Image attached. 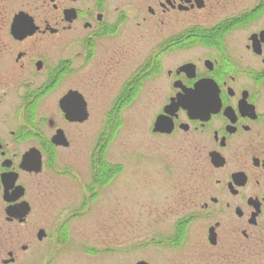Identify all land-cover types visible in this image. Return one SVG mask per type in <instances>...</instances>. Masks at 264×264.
<instances>
[{
    "label": "flooded vegetation",
    "instance_id": "af4514ba",
    "mask_svg": "<svg viewBox=\"0 0 264 264\" xmlns=\"http://www.w3.org/2000/svg\"><path fill=\"white\" fill-rule=\"evenodd\" d=\"M21 14L29 32L15 36ZM128 26L163 36L153 44L114 37ZM102 41L116 59L98 61L101 83L114 71L123 75L110 110L127 109L165 76L150 137L190 159L192 178L219 189L218 198L174 201L162 216L176 219L156 244L191 248L203 260L264 264V0H24L0 7V264H29L40 251L46 264L67 242L55 202L35 200L46 192L42 178L68 172L59 169L62 155L75 149L91 118L86 76L72 77L86 74L99 46L106 51ZM170 55L181 60L166 69ZM25 159L33 169L23 167Z\"/></svg>",
    "mask_w": 264,
    "mask_h": 264
},
{
    "label": "rangeland",
    "instance_id": "374dc122",
    "mask_svg": "<svg viewBox=\"0 0 264 264\" xmlns=\"http://www.w3.org/2000/svg\"><path fill=\"white\" fill-rule=\"evenodd\" d=\"M23 2L0 0V7H18ZM168 33L172 31L168 30ZM162 34L160 30H136L128 26L114 37L153 44ZM109 43H99L106 51L99 46L86 74L78 72L72 77L74 81L86 76L91 118L83 126L82 138L75 149L62 155L64 165L60 164L59 169L68 172L50 174L42 178L43 182L38 180L48 184L43 189L46 192L35 201L55 202L56 227L62 225L67 234V242L63 244V240L57 244L55 257L48 261L49 264H137L139 261L149 264H227L218 257L207 256L204 260L197 254L192 257L191 248L189 251L166 250L156 244L176 219L162 216L166 208L175 207L174 201L218 198L219 189L213 180L206 188L205 183L192 178L190 159L170 155L158 138L150 137L162 96L160 86L167 82L165 76L152 79L127 109H121L117 114L110 110L118 91L116 84L123 75L122 71H114L109 78H104L106 83H101L98 61L116 59V51H109L112 48ZM75 53L78 58V52ZM179 60L178 56H168L166 69H172ZM99 160L118 167V174L105 187L96 183L93 174ZM203 175V172L198 173L199 177ZM45 256L43 251L32 253L28 263L42 264L41 259ZM45 261L47 264V259Z\"/></svg>",
    "mask_w": 264,
    "mask_h": 264
},
{
    "label": "trees",
    "instance_id": "16d2710c",
    "mask_svg": "<svg viewBox=\"0 0 264 264\" xmlns=\"http://www.w3.org/2000/svg\"><path fill=\"white\" fill-rule=\"evenodd\" d=\"M101 144H102V140H101ZM93 170H94L93 174L97 181L96 183H98L100 187H105L107 184L111 183L112 180L118 174L117 173L118 167L110 164H105L100 160L98 161L97 165L96 164L94 165Z\"/></svg>",
    "mask_w": 264,
    "mask_h": 264
},
{
    "label": "water",
    "instance_id": "95a60500",
    "mask_svg": "<svg viewBox=\"0 0 264 264\" xmlns=\"http://www.w3.org/2000/svg\"><path fill=\"white\" fill-rule=\"evenodd\" d=\"M26 18L23 17V14L17 16V18L14 21L13 27H12V31L15 34V36H25L24 34H26L27 32H29V26L27 25L26 27L23 25V22H26ZM33 32V31H32ZM159 123V121H158ZM216 159H218L216 157ZM24 168H30L33 169V166H30L28 159H25V162L23 164ZM40 164H39V169H37V172H39L40 170ZM14 214V211H12L11 215ZM137 264H148L147 262H139Z\"/></svg>",
    "mask_w": 264,
    "mask_h": 264
}]
</instances>
